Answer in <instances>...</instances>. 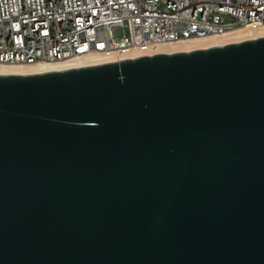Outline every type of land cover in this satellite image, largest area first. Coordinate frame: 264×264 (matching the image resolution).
I'll return each mask as SVG.
<instances>
[{"label":"water","instance_id":"obj_1","mask_svg":"<svg viewBox=\"0 0 264 264\" xmlns=\"http://www.w3.org/2000/svg\"><path fill=\"white\" fill-rule=\"evenodd\" d=\"M0 264H264V37L0 75Z\"/></svg>","mask_w":264,"mask_h":264},{"label":"built area","instance_id":"obj_2","mask_svg":"<svg viewBox=\"0 0 264 264\" xmlns=\"http://www.w3.org/2000/svg\"><path fill=\"white\" fill-rule=\"evenodd\" d=\"M242 27H264V0H0V63L120 62Z\"/></svg>","mask_w":264,"mask_h":264},{"label":"bare ground","instance_id":"obj_3","mask_svg":"<svg viewBox=\"0 0 264 264\" xmlns=\"http://www.w3.org/2000/svg\"><path fill=\"white\" fill-rule=\"evenodd\" d=\"M264 37V27L253 30L249 27L237 28L219 36H209L200 39L184 41H172L159 43L153 46V53L175 54L180 52H191L194 50H205L212 47L226 46ZM148 56V55H147ZM126 58H132L128 56ZM108 62L100 56L88 55L81 58H69L54 63H0V75H35L48 72H59L88 66L100 65Z\"/></svg>","mask_w":264,"mask_h":264}]
</instances>
